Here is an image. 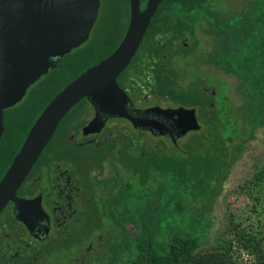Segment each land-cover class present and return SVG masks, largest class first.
Returning <instances> with one entry per match:
<instances>
[{
	"label": "trees",
	"instance_id": "trees-1",
	"mask_svg": "<svg viewBox=\"0 0 264 264\" xmlns=\"http://www.w3.org/2000/svg\"><path fill=\"white\" fill-rule=\"evenodd\" d=\"M143 2L140 0V7ZM253 3L241 7V14L230 24L222 21L226 17L219 9L220 5L216 6L212 0H161L152 14L124 72L135 61L141 83L148 80L155 93L165 94L170 101L184 103L199 98V89L195 85L200 80L196 76L182 80L184 63L181 60L195 50L196 27L205 22L203 25L213 40L205 57L222 72L236 76L239 89L248 94L246 105L251 127L246 136L230 145L232 136L225 139L220 118H200L202 128L183 143L188 149L187 155L176 158L166 154L164 163L157 165L161 166V171L169 169L165 170L169 183L166 185L165 213L162 212L161 218L153 217L152 207L148 211L150 203L142 204L146 208L141 215L139 213L132 249L119 264H264V152L251 162L247 174L236 184L240 198L246 197L247 201L237 216H228L226 220L231 237H216L211 247L201 249L215 231L229 168L245 145L256 138L257 130L264 122V95L260 90L264 87V73H261L264 70V9H259L258 5V11L255 10ZM126 22L127 18L125 25ZM78 73L62 81L55 92ZM83 100L84 97L62 118H67L70 110ZM27 128L6 153L0 175ZM124 238L119 237L117 248L109 250L107 258L92 264H112ZM232 240L247 254V262L231 253Z\"/></svg>",
	"mask_w": 264,
	"mask_h": 264
},
{
	"label": "flooded vegetation",
	"instance_id": "flooded-vegetation-1",
	"mask_svg": "<svg viewBox=\"0 0 264 264\" xmlns=\"http://www.w3.org/2000/svg\"><path fill=\"white\" fill-rule=\"evenodd\" d=\"M127 64L116 82L129 98L125 108L133 118H92L93 107L85 98L91 108L87 118L69 114L59 120L16 189V196L32 203L18 216L12 200L0 210V264H44L50 255L52 264H70L65 255L72 251L85 250L87 256L99 252V240L112 244L119 232L115 219L135 213L131 198L124 195L133 183L127 175L133 171V157L135 161L151 149L168 151L171 146L187 152L183 143L202 128L200 118H214L212 87L200 81L195 85L199 98L170 101L155 93L148 80L141 83L135 61L124 72ZM178 106L186 110H166ZM186 118H196L198 127L182 131ZM100 252L107 254L109 247Z\"/></svg>",
	"mask_w": 264,
	"mask_h": 264
},
{
	"label": "rangeland",
	"instance_id": "rangeland-1",
	"mask_svg": "<svg viewBox=\"0 0 264 264\" xmlns=\"http://www.w3.org/2000/svg\"><path fill=\"white\" fill-rule=\"evenodd\" d=\"M212 1L216 6L220 5L219 9L226 17V20L222 21L227 24H230L241 14L239 10L246 4L254 2L256 5L255 10L258 11V5H260L259 9H264V0ZM127 14L128 0H99L97 16L86 39L64 53L53 68L40 74L37 79L31 82L18 101L3 109L4 129L0 137V165L5 159L6 153L16 145L17 140L21 137L40 106L53 95L60 83L71 77L72 74L78 73L81 69L94 63L115 47L121 33H123ZM203 24L206 23L203 22ZM203 24L196 27L195 33L198 39L196 40L195 50L181 60V63H184L182 80L196 76L203 85L214 89L212 96L214 118H220L225 139L228 140L232 136L229 141L231 145L234 141L246 136L251 127L248 104L246 105L248 94L244 90L239 89L236 76L222 72L206 59L205 53L211 47L213 40ZM261 73H264V70ZM56 74H58V77H56ZM260 90L261 95H264V87ZM80 105L82 106L81 112ZM90 111L89 103L82 101L79 105L74 106L69 114H74L76 117L80 114L79 118H87ZM237 129L238 133H236ZM256 135L255 139L245 145L229 168L223 183L224 187L220 200L221 207L217 211L218 221L215 231H212L211 238L205 241L201 249L211 247L216 237L218 238L221 235L231 237V233L226 228V220L228 216H237L245 201H247L246 197L242 196V199L240 198L236 184L247 174L251 162L257 160L258 155L264 152V122L257 130ZM166 154L176 158L187 155L186 152H179L172 146L168 147V151L151 149L142 158H138L135 153V161L133 157L132 162L134 164L133 171L127 174L133 178V183L128 192H124L125 198H131V206L135 210L133 217L115 219L118 224L117 232H119L115 234L112 244H109V239H106L103 244L102 240H99V252H93L86 256L85 250H81V254L80 252L75 254L72 251L65 255L66 259L70 258V264H73L75 260L85 264L87 260H89L88 262H95L97 259L107 258L108 256L106 257V254H102L100 250H105L108 247L109 250L116 249L119 244V237L125 236L123 246L115 253V259L112 262V264H119L123 261L125 254L132 249L133 240L138 231L136 226L140 219L138 214L143 211V208H146L142 204L150 203L148 211L152 207L153 217L161 218L162 212L165 213L166 185L169 184L165 170L169 169L165 168L164 171H161L159 169L161 166L157 165L161 164L162 161L164 163ZM143 168H145V174L143 173ZM127 193H129V196ZM160 194L163 195L161 196ZM140 205L142 207L139 209ZM128 207L130 208V206ZM126 209L130 210L131 208L128 209L126 207ZM114 242H116V246ZM232 244L231 253L238 259L247 262L249 260L247 254L238 249L235 241L232 240ZM72 254L74 258L76 257L75 260L74 258L71 259ZM53 257L52 255L45 257L46 262L44 264H52Z\"/></svg>",
	"mask_w": 264,
	"mask_h": 264
},
{
	"label": "water",
	"instance_id": "water-1",
	"mask_svg": "<svg viewBox=\"0 0 264 264\" xmlns=\"http://www.w3.org/2000/svg\"><path fill=\"white\" fill-rule=\"evenodd\" d=\"M160 1L144 0L140 7V0H128L127 22L115 47L67 81L40 109L0 175V210L12 200L18 216L32 203L16 196V189L59 120L81 98L91 103L92 118H133L125 108L129 98L116 76L134 54ZM98 6L99 0H0V134L3 109L18 101L31 82L86 39ZM168 109L186 110L181 106ZM186 119L182 131L198 127L196 118Z\"/></svg>",
	"mask_w": 264,
	"mask_h": 264
}]
</instances>
